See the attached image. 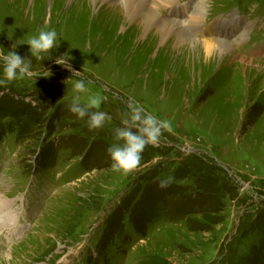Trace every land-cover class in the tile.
<instances>
[{"label":"rangeland","instance_id":"rangeland-1","mask_svg":"<svg viewBox=\"0 0 264 264\" xmlns=\"http://www.w3.org/2000/svg\"><path fill=\"white\" fill-rule=\"evenodd\" d=\"M157 1L155 14L170 16L167 0ZM178 2L186 10L190 0ZM52 3L0 0V52L31 58L26 43L41 28L55 29L59 45L32 58L33 71L43 65L50 78L0 84V264H264V72L246 79L228 58L198 68L157 50L135 65L114 62L107 47L127 26L106 38L92 15L58 19ZM192 3L184 17L199 13L203 23L200 32L184 26L190 37L234 20L222 42L262 72L264 0ZM64 53L79 76L55 63ZM77 79L89 88L78 94L81 106L90 94L105 97L98 110L111 119L100 128L70 111ZM130 104L171 131L124 174L112 170L108 149L124 143L116 129Z\"/></svg>","mask_w":264,"mask_h":264},{"label":"bare ground","instance_id":"bare-ground-1","mask_svg":"<svg viewBox=\"0 0 264 264\" xmlns=\"http://www.w3.org/2000/svg\"><path fill=\"white\" fill-rule=\"evenodd\" d=\"M16 1L20 4L24 2V0ZM37 1L40 2V0ZM66 1H69L68 4H70L67 8L64 7ZM52 2L53 7L60 12V16L56 15L60 19L66 17L84 19L92 15V19L97 24H101L102 29H105L108 34L105 35L106 38L112 37L114 35L112 30L117 29L120 25L127 26L128 30L125 35L116 36L107 47V55L114 62H134L135 65L136 60L134 59L142 62L149 53L157 50L156 55L161 56V58L164 56L165 59L187 66L193 63L198 68L200 66V68L213 67L216 64L221 68L228 58L230 64L233 62V66H242L244 69L243 75L246 79L261 78L264 72V69H262V72L260 70L257 73L253 72L255 67L250 65L252 64L251 61L247 62V59L237 58L228 43H225L226 41L222 42V34L230 38L235 34L236 25L234 20L214 22L207 28L205 39L190 37L183 29L184 26H191L195 32H200L203 23L202 15L199 13L195 16L192 13L187 19L184 17V13L188 15L191 11L192 0H190L186 10L178 6V0H167L171 10L170 16L167 17H164L166 15L163 17L158 16L150 8L154 0H52ZM42 4L44 3L42 2ZM198 7L203 9V1L199 2ZM5 201L4 196L0 195V209L5 207ZM15 245L13 243L8 251Z\"/></svg>","mask_w":264,"mask_h":264},{"label":"clouds","instance_id":"clouds-1","mask_svg":"<svg viewBox=\"0 0 264 264\" xmlns=\"http://www.w3.org/2000/svg\"><path fill=\"white\" fill-rule=\"evenodd\" d=\"M31 58H25L18 54L17 51H9L6 54L0 52V63H2V78L0 84L11 82L26 76L38 75L43 78H50L52 72L50 68H44L36 73L33 71L32 58L43 60L44 55H52V50L57 49L58 33L55 29L41 28L36 35L31 36L27 43ZM71 57L68 53L60 55L55 59L57 65H61L73 72V75L79 76L80 72L74 71L69 63ZM73 91L77 94L74 96L70 106V111L83 119L87 117L89 129H97L104 125L107 119H111L106 112L99 111L105 97L99 94H90L84 106L80 104L78 94L89 92L87 82L84 79H77L73 83ZM130 115L123 120V127L116 129V140L123 141L113 144L109 147L108 152L113 161L112 170L128 174L135 170L141 162V154L149 144L156 145L163 130L171 131V125L168 121H159L152 114H145L142 105L130 104ZM97 109V111H91ZM136 129L133 131L132 129ZM173 181V177H168L161 181L160 187L165 188Z\"/></svg>","mask_w":264,"mask_h":264}]
</instances>
